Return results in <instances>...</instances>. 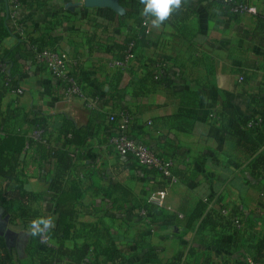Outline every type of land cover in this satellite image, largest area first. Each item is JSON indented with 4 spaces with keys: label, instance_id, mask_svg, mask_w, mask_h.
I'll return each instance as SVG.
<instances>
[{
    "label": "crops",
    "instance_id": "1",
    "mask_svg": "<svg viewBox=\"0 0 264 264\" xmlns=\"http://www.w3.org/2000/svg\"><path fill=\"white\" fill-rule=\"evenodd\" d=\"M38 1L41 7L20 6L9 26H21L37 39L56 18L61 25L51 34V48L65 53L83 96H64L47 70L28 60L21 92L7 93L1 111L2 122L42 125L51 147L70 153L68 178L79 181L85 192L75 221L92 225L94 232H86V241H62L60 234L49 238L48 247L57 251L55 264H71L69 252L75 247H85L92 257L112 246L123 258L120 264H173L178 258L192 264H264V175L250 173L264 145L250 154L239 143L244 123L264 106V0H249L256 14L237 18H220L209 5H192L194 14L180 27L165 21L159 28L141 14L140 0L136 5L124 0L123 16L86 8L83 0ZM5 15L8 4H0V20ZM139 19L147 23V43L127 69L111 70L108 62L137 31ZM14 35L0 41V52L17 45ZM157 72L161 83L153 84L150 74ZM228 110L236 119L235 131ZM122 111L133 115L131 133L172 161L169 186L155 171L106 149L114 127L107 117ZM75 129L84 136L81 145H76ZM48 150L33 143L23 151L25 189L37 196L29 205L33 222L55 219L49 184L56 161ZM4 185L0 178V198ZM163 189L166 208L151 207L148 195ZM201 205V218L188 226ZM223 209L228 214L222 216L239 219V229L201 227L205 216ZM0 224V255L13 264H39L28 228L21 219L9 224L1 203ZM16 236L25 238L17 240L20 252L13 246Z\"/></svg>",
    "mask_w": 264,
    "mask_h": 264
},
{
    "label": "trees",
    "instance_id": "2",
    "mask_svg": "<svg viewBox=\"0 0 264 264\" xmlns=\"http://www.w3.org/2000/svg\"><path fill=\"white\" fill-rule=\"evenodd\" d=\"M8 1L9 0H0V4H8ZM123 1L124 0H119V3L122 4ZM17 2L19 6L26 7H41L42 5V2L38 0H17ZM130 2L136 5L139 1L131 0ZM192 5H209L220 18H237L242 15L233 14L231 9L243 5H250V3L249 0H181L180 8L176 9L171 14L167 22L173 27H180L192 14H194ZM9 19L8 8V17L5 15V17L0 20V41L6 37H15L14 34H16V31L10 28ZM144 22L145 19H139L137 21V31L130 36L122 46L118 47L119 54L112 61L123 60L129 51L134 56L133 61L137 58L136 51L139 47H144L148 41V28L143 25ZM60 25V22L54 18L52 22L46 25L41 37L32 39L29 38L28 34L25 32L23 37L17 38V45L15 47L0 52V131L4 133V137L0 138V178L5 184L1 192L0 203L3 208L4 219H6L9 224L14 225L17 219H21L29 232V226L33 223L29 212V205L37 200V196L25 189L26 180L22 174L23 151L30 148L33 143L48 147L49 154L56 161L54 176L49 184L50 190L54 193L56 212L55 219L53 220L54 227L47 230L45 237L49 239L52 236L57 237V235L60 234V239L62 241L71 239H84L86 241L89 237L86 232L90 234V232H94V229H92V225L75 221L79 213L77 209L82 210L84 208L82 200L85 192L79 181H72L68 178V172H70L73 167V158L70 156V153L52 148L48 137L47 144H42L39 141L31 139L29 133L36 127L42 126L39 123H34L31 127H25L20 125L16 120H13V122H2V98L9 92L15 94L21 92L20 82L24 75V67L28 64V60L30 63H34V52L32 49L34 48L36 51L53 49L51 48V34ZM130 45L133 46L130 48ZM150 76L152 77V83H161V74L159 72L155 74L151 73ZM122 112L129 113L133 118L130 111ZM263 112L264 106L260 108V111H258L256 115H261ZM226 113L228 115L227 120L230 119L232 121L230 125L233 123L231 130L235 131L234 125L236 119L231 110H228ZM110 116L111 115L107 117V120ZM113 118V122L109 123L111 126H116L119 117L113 115ZM242 127L244 130L241 132L239 143L247 149L250 154H253L264 145V130H260L254 135L250 134V129L246 128L244 125ZM42 128L44 127L42 126ZM261 128L264 129V126H260L256 129ZM79 132L80 129H75L73 132L76 134V145H81L84 138ZM250 173L253 176L264 175V153L253 160L250 166ZM126 197L127 195L125 194V198ZM203 210V205L195 209L189 217L188 226L201 218ZM233 218L231 216L224 217L221 214L207 215L202 219L201 227H210L212 229L226 228L234 231ZM77 225L80 227L79 231H76L75 227ZM41 236L42 234L35 237L31 235V241L34 244L33 253H40L39 264H55L57 251L43 244L41 242ZM85 250V247H75L70 251L69 256L71 258V264L123 263L122 256L113 246L104 248V250H101L97 255H93L92 257L87 256ZM101 258L104 259V262L100 260ZM12 261V259L6 261L4 257L0 255V264H13ZM252 262L263 264L258 261Z\"/></svg>",
    "mask_w": 264,
    "mask_h": 264
},
{
    "label": "built area",
    "instance_id": "3",
    "mask_svg": "<svg viewBox=\"0 0 264 264\" xmlns=\"http://www.w3.org/2000/svg\"><path fill=\"white\" fill-rule=\"evenodd\" d=\"M17 0H9V20L11 22L17 21V9L19 8ZM231 12L235 15H255L256 9L251 5H243L236 8H232ZM144 26H147V23H143ZM16 35L18 37L24 36V29L21 26L15 28ZM133 45H130V48ZM32 49V48H31ZM34 52L33 61L37 66H41L47 70V72L54 78L58 88L66 97H82L83 96V84L82 82L74 75L72 71V64L68 61L64 52L54 49H44L41 51ZM134 56L129 51L127 55L120 61H111L108 62L107 66L111 70H125L127 69ZM89 104L93 103L91 98H87ZM119 119L117 120L116 126L111 129V133L106 140L105 147L110 150L112 153L120 157H130L135 163L142 167L151 169L156 172L162 182L169 186L173 180V163L170 159L160 156L152 147L147 144H144L138 140L131 133V125L133 122L132 116L126 112H120L117 114ZM113 115L110 116L108 122H113ZM244 126L250 130H254L260 126H264V112L261 115H257L251 121L245 122ZM31 139L41 142L42 144H47V135L45 134V129L42 126L36 127L33 131L29 133ZM28 148V147H27ZM26 148V149H27ZM167 197L166 189L151 192L147 197V203L154 208L164 209L165 200ZM228 211L226 209L221 210V215L226 216ZM140 217H145V212H140ZM233 222L236 228H240L241 224L237 217L233 218ZM47 230L42 233L41 242L48 247V239L45 237ZM173 264H192L191 261L185 258H178L174 261ZM249 264H260L254 263L252 261Z\"/></svg>",
    "mask_w": 264,
    "mask_h": 264
},
{
    "label": "clouds",
    "instance_id": "4",
    "mask_svg": "<svg viewBox=\"0 0 264 264\" xmlns=\"http://www.w3.org/2000/svg\"><path fill=\"white\" fill-rule=\"evenodd\" d=\"M142 4V15L149 18L154 28H159L181 6V0H140ZM54 227L51 218L38 219L29 226L32 236H38Z\"/></svg>",
    "mask_w": 264,
    "mask_h": 264
},
{
    "label": "water",
    "instance_id": "5",
    "mask_svg": "<svg viewBox=\"0 0 264 264\" xmlns=\"http://www.w3.org/2000/svg\"><path fill=\"white\" fill-rule=\"evenodd\" d=\"M139 1V0H136ZM83 5L86 8H106L110 9L114 13L119 16H123L125 14V10L120 5L119 0H83ZM4 227V224H0ZM24 236H16L13 238V246H17V251L20 252V243H17V240H24ZM17 244V245H16Z\"/></svg>",
    "mask_w": 264,
    "mask_h": 264
}]
</instances>
